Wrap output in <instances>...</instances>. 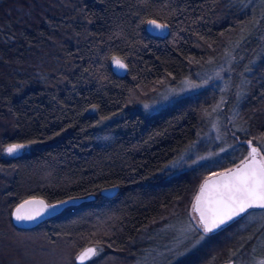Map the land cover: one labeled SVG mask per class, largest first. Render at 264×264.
Wrapping results in <instances>:
<instances>
[{"label":"trees","instance_id":"obj_1","mask_svg":"<svg viewBox=\"0 0 264 264\" xmlns=\"http://www.w3.org/2000/svg\"><path fill=\"white\" fill-rule=\"evenodd\" d=\"M235 1L0 0V264H76L87 246L98 254L85 264H135L146 248L134 242L141 230L162 228L175 207L186 215L213 170L169 175L166 166L197 137L216 93L202 88L149 115L129 103L131 93L163 78L179 82L191 63L247 40L239 86L245 131L230 140L242 145L243 158L245 142L264 132V3L254 13L251 2L242 8ZM150 19L168 34L149 35ZM113 57L127 66L122 76ZM10 144L29 147L8 155ZM111 186L118 187L113 197L100 195ZM88 195L31 229L12 224L11 211L24 199ZM244 219L188 245L171 264L264 259V243L250 251Z\"/></svg>","mask_w":264,"mask_h":264},{"label":"rangeland","instance_id":"obj_2","mask_svg":"<svg viewBox=\"0 0 264 264\" xmlns=\"http://www.w3.org/2000/svg\"><path fill=\"white\" fill-rule=\"evenodd\" d=\"M235 2L242 8L248 7L251 2L250 8L254 13L264 3L262 0H236ZM246 41L230 43V47H227L223 54L214 59L191 63L189 74L179 82L163 78L151 89H138L131 93L129 103L135 106L136 111L146 115L160 110L181 96L194 93L202 88H210L216 93L215 102L207 110L202 129L197 137L181 149L175 158L167 164L166 171L169 175L178 174L191 167L207 168L211 166L213 170L205 176L203 175L207 177L234 167L247 156V141L245 142L246 150L241 160H239L241 153L238 154V147L241 149L242 145L230 142L231 136L242 130L240 122L242 117L240 101L242 98H240L239 86L248 52H242L243 49L241 50L240 47L249 43ZM185 81L198 84L200 87L190 88L188 84H185ZM165 96L167 99H164ZM242 131L244 132L245 129ZM251 141L253 146L259 145L264 151V132L251 136ZM8 146L4 148L5 154V149ZM220 162L223 163L222 166L216 167L215 164ZM168 213L163 217L166 223L162 228H157L152 223L150 228L145 227L141 230L134 240L135 243H146L143 254L137 258L135 264H143V262L146 264H171L192 247L195 241L190 242L194 235L191 228L198 224L197 217L192 210V202L184 216L180 215L182 210L177 207ZM244 216L241 228L247 232L248 240L253 239L250 251L258 250L264 243V209H249L247 213H244ZM167 255L170 258L169 261H167L169 259Z\"/></svg>","mask_w":264,"mask_h":264},{"label":"snow or ice","instance_id":"obj_3","mask_svg":"<svg viewBox=\"0 0 264 264\" xmlns=\"http://www.w3.org/2000/svg\"><path fill=\"white\" fill-rule=\"evenodd\" d=\"M147 24L153 29L167 28L166 24H159L154 19L148 20ZM112 60L119 69H126V64L119 58L113 57ZM185 84H188L190 88L200 87L188 81H185ZM164 99H167V96ZM247 144L250 151L239 165L224 172L214 173L216 179L209 177L200 186L199 194L195 197L193 204V210L198 214L199 222L191 228L192 232L199 235L192 247L204 240L209 233H214L227 225L229 221L247 213L249 209H264V151L259 145L253 146L251 140L247 141ZM27 147H29L27 144H10L5 151L8 155H13ZM69 202V200H62L55 204H47L43 200H26L15 209L13 216L18 222L34 221L44 214H55L62 205ZM97 254L98 250L90 247L77 259L83 264L86 257L90 258ZM255 264H264V259L256 261Z\"/></svg>","mask_w":264,"mask_h":264},{"label":"water","instance_id":"obj_4","mask_svg":"<svg viewBox=\"0 0 264 264\" xmlns=\"http://www.w3.org/2000/svg\"><path fill=\"white\" fill-rule=\"evenodd\" d=\"M155 21H156L157 23H159V24H163V23H161V22H159V21H157V20H155ZM145 30H146V32H147L149 35H151V36H154V37H163V36H166V35L168 34L169 28H168V26H167V28H163V29H153V28H151V26L148 25L147 22H146V23H145ZM112 66H113V69H114V71H115V73H116L117 75L122 76V75L125 73V70H126V69H119L114 63H112ZM246 144H247V142H246ZM247 147H248V151H250L248 144H247ZM240 163H241V161H240L238 164L234 165V167H232V168H235V167H236L237 165H239ZM223 172H224V171H223ZM209 177H211L212 179H216V177H215L214 175H209V176H207L206 178H204V179L201 181V183H200V185H199V187H198V189H197V191H196L195 197L199 194L200 186L204 183L205 179H207V178H209ZM117 192H118V187H116V186H111V187H107V188L102 189V190L100 191V195H102V196H104V197H107V198H110V197H113ZM195 197H194V199H193V201H192V210H193V204L195 203ZM75 198H78V199H74V200H73L72 198L64 199V200H69L70 202H69L68 204H66V205H62L61 208L58 209V210L56 211V213L53 214V215L44 214V215L38 217V218H37L36 220H34V221H22V222H18V221L15 220V218H14V216H13V213L15 212V209H16L20 204H23L26 200H32V199L43 200V201H45L44 199L39 198V197H31V198L24 199V200H22L21 202H19L17 205H15V206L13 207L12 211H11L10 217H11L12 224H13L15 227L19 228V229H23V230L31 229V228L37 226L38 224H40L41 222H43L44 220L56 216V215L59 214V213L62 211V209H63L64 207H66V206H69V205L76 206V205H79L80 203H82V202H84V201H90V200H92V199H93V195H88V196H86V197H75ZM61 201H62V200H61ZM58 202H59V201H55V202L47 203V202L45 201V203H47V204H55V203H58ZM193 212L195 213V215H196V217H197V220H198V222H199L198 214H197L194 210H193ZM237 218H238V217H236L235 219H237ZM235 219H234V220H235ZM232 221H233V220H232ZM230 222H231V221H229V223H230ZM224 226H225V225H224ZM224 226H222V227H224ZM217 230H219V229H217ZM217 230H216V231H217ZM90 247H93V246H87V247H85L84 249H82V250H81V251L75 256V263H76V264H81V262L77 259V257H78L83 251H85L87 248H90ZM92 257H93V256H91L90 258L86 257L85 260H84V262H83V264H85V263H86L89 259H91ZM221 264H233V263H232L231 261H227V262H223V263H221Z\"/></svg>","mask_w":264,"mask_h":264}]
</instances>
